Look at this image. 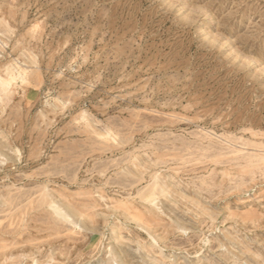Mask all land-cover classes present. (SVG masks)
Instances as JSON below:
<instances>
[{"label": "rangeland", "instance_id": "obj_1", "mask_svg": "<svg viewBox=\"0 0 264 264\" xmlns=\"http://www.w3.org/2000/svg\"><path fill=\"white\" fill-rule=\"evenodd\" d=\"M0 264H264V0H0Z\"/></svg>", "mask_w": 264, "mask_h": 264}]
</instances>
